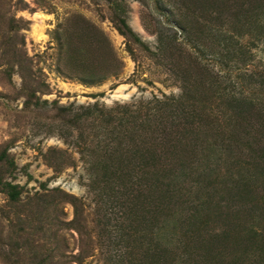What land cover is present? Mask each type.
Wrapping results in <instances>:
<instances>
[{
  "label": "rangeland",
  "instance_id": "374dc122",
  "mask_svg": "<svg viewBox=\"0 0 264 264\" xmlns=\"http://www.w3.org/2000/svg\"><path fill=\"white\" fill-rule=\"evenodd\" d=\"M159 1L126 0L128 23L149 47L143 49L131 44L115 25L112 18L114 0H24L25 6L18 4V0H0V176L3 182L20 186L25 201L16 209V203L9 200L0 186V264H12L18 256L30 258L34 247L39 252L45 244L51 248L57 261L78 253L89 243L94 253L82 264H107L104 253L120 233V211L118 207H108L102 202L104 197L100 189L88 186L90 165L76 147V130L73 136L72 127H63L58 108L95 101L111 107L120 102L150 98L154 94L179 95L181 81L176 73L196 78L192 76L194 70L188 69L193 66L194 59L200 57L196 49L207 42L206 35H211L210 43L218 48H214V54H219L221 49L212 37L211 25L202 22V9L206 5L199 0H181L184 1L182 4L180 0ZM188 4L200 13H192L190 9L188 12L185 7ZM224 9L221 7L220 10ZM16 19L25 21L22 25L18 23V30L14 27ZM224 20L230 21V16ZM165 26L178 31L179 38L174 49L166 47L162 52L168 41L160 43L159 33L168 40L170 37ZM217 28L219 37L230 39L235 45L246 46V40L250 39L246 27H242L243 35L228 22H215L213 31ZM185 37L193 42L189 43ZM256 45L253 50L255 62L264 65V43L257 42ZM13 55H18L23 62L28 60L32 75L25 76L27 82L20 74V62L15 61ZM82 77L95 82H86ZM30 82L35 87L33 96L27 89ZM217 110H213V115L224 111ZM219 115L224 117L221 113ZM204 127L208 133L205 142L218 144L211 159L219 158V168L215 167L209 179L199 178L198 174L188 178L183 187L185 198L190 202L162 209L158 208L154 180L149 176L140 190V202L132 210H122L126 220L123 225L128 221L136 230L130 231L129 238L134 245L143 237L152 245L161 227L167 231L165 237H171V228L191 216L195 212L194 205L202 202L195 201L197 195H201L203 201L212 195L230 203L233 209L240 207L237 190L240 184L235 177L250 159L248 146L255 142V132L236 123L225 129L216 123ZM50 147L68 150L73 156V164L60 172L54 171L43 158V153ZM202 162L207 163L204 157ZM259 183L263 186L264 181ZM55 188L76 195L86 204L84 228L78 225V228L60 229L59 219L69 222L75 217V207L69 202L64 204L63 210L62 206L55 204L49 209L32 208L33 212L30 211L28 194ZM199 212L201 219V215L208 216L210 211L202 207ZM215 225L211 222L207 230L211 232ZM51 230L52 238L49 236ZM96 240L102 241L104 246H96ZM115 250L112 247L111 253ZM248 250L251 253L253 248ZM176 254L178 262L175 264H201L199 251L184 253L180 247ZM203 264L224 263L215 259V262L203 260Z\"/></svg>",
  "mask_w": 264,
  "mask_h": 264
},
{
  "label": "trees",
  "instance_id": "16d2710c",
  "mask_svg": "<svg viewBox=\"0 0 264 264\" xmlns=\"http://www.w3.org/2000/svg\"><path fill=\"white\" fill-rule=\"evenodd\" d=\"M235 1L199 0L203 6L206 5L202 9L203 17L200 16L202 22L211 25L212 37L218 41L221 50L215 55L216 46L210 43L211 35L205 36L207 42L204 41L202 47L196 49L200 57H196L193 66L188 69L194 70L192 76L196 78H188L186 73H176L181 81L179 95L154 94L150 98L120 102L111 107L95 101L58 108L63 127H72L73 136L76 130V147L90 165L88 171L91 179L88 186L100 189L104 197L102 202L108 207H118L120 211V233L113 238L104 253L107 264H175L180 247L184 253L188 250L199 251L201 264L203 260L215 262V259H220L224 264H264V226L261 225L264 223V184L261 186L259 183L264 181V65L255 62L253 53L257 42L264 43V0ZM179 2L182 4L184 1ZM18 4L25 6L24 0H18ZM112 7V18L120 32L131 44L149 49L128 23L129 5L126 0H114ZM185 7L188 12L189 9L192 13L199 12L192 10L189 4ZM221 7L225 9L220 10ZM226 16H230V21L224 20ZM24 22L23 19H16V30ZM215 22L231 23L242 35V27H246L250 36L246 40L247 45H235L230 39L219 37V29L213 31ZM164 29L170 31V37L168 40L159 33L160 43L168 41L162 52L166 51V47L174 49L175 41L179 38L178 31L172 27L165 26ZM192 30L193 26L190 33ZM185 40L193 42L188 37ZM17 56L13 55V58L20 62V74L27 82L26 77L32 75L28 60L23 62ZM82 80L95 82L88 81L87 77H82ZM27 89L33 96L35 87H32L31 82ZM215 108L224 110L219 111L223 118H220V113L213 115ZM210 123L221 125L224 129L236 123L241 128H248L249 132H255L256 140L248 146L250 159L244 170L238 171L239 175L235 177L240 184L237 185L240 207L235 206L233 209L230 203H224L212 195L203 201L201 195H197L195 201L202 202L194 205L195 212L191 216L181 219L177 226L171 228V237H165L167 231L161 227L152 245L145 237L134 245L129 238L130 231L136 230L132 229L128 221L123 225L126 220L122 210H132L140 202L143 182L153 178L158 208L170 207L172 204L181 206L190 202L185 198L183 187L188 178L198 174L199 178L203 176L209 179L219 168V158L211 159L218 144L215 141L205 142L208 133L204 126ZM202 157L206 159V164L202 162ZM43 158L57 172L74 162L68 150L58 147L48 148ZM0 186L9 200L16 203V209L25 204L20 186L3 182L1 176ZM46 191H36L26 196L31 199L27 203L31 212L32 208L49 209L55 204L62 206L63 210L64 204L69 202L75 207V217L69 222L59 219L60 229L78 228V225L84 228L82 222L86 204L80 198L60 188ZM202 207L210 212L208 216L201 215L200 219L199 210ZM211 222L216 225L209 232L207 227ZM94 242L96 246H104L102 241ZM89 246L81 247L78 253L56 261L51 248L45 244L42 251L37 252L34 247L30 258L18 256L12 264H82L94 253ZM112 247L116 249L114 253H111ZM249 248H253L251 253Z\"/></svg>",
  "mask_w": 264,
  "mask_h": 264
}]
</instances>
